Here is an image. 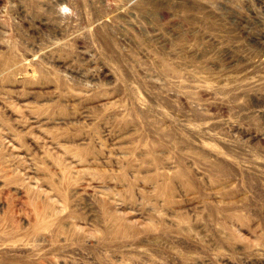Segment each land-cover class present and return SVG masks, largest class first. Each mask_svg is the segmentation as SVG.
<instances>
[{"label": "rangeland", "instance_id": "1", "mask_svg": "<svg viewBox=\"0 0 264 264\" xmlns=\"http://www.w3.org/2000/svg\"><path fill=\"white\" fill-rule=\"evenodd\" d=\"M0 264H264V0H0Z\"/></svg>", "mask_w": 264, "mask_h": 264}]
</instances>
